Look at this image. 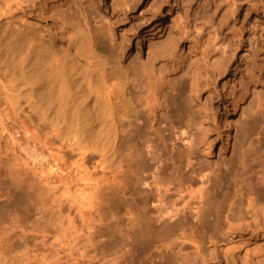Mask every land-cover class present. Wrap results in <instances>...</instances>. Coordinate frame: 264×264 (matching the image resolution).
<instances>
[{
    "label": "rangeland",
    "instance_id": "1",
    "mask_svg": "<svg viewBox=\"0 0 264 264\" xmlns=\"http://www.w3.org/2000/svg\"><path fill=\"white\" fill-rule=\"evenodd\" d=\"M42 2L39 6L45 11L60 6L97 22L96 26L92 22L95 60L112 58L128 68L133 97L139 91L146 94V87L140 88V80L146 81L141 69L166 78L170 85L164 91L165 115H157L158 130L167 139L168 149L173 142L169 126L192 133L190 148L180 141L174 145L193 151L195 173L186 177L194 182V189H207L208 196L191 230H178L175 216L165 218L167 225H156V232H129L131 222L145 217L137 193L142 190L149 195L148 185L137 180L141 164L132 163L134 148L124 150L131 158L125 163L134 169L133 174L126 173L118 168L125 163L110 165L106 156L77 150L58 137L43 146L32 137L27 123L13 124L9 113L1 110L0 264H264V232L253 235L248 226L254 220L244 212L251 203L248 200L256 199L254 204L264 196V180L250 179L251 170L264 165V86L250 85L248 93L231 105V88L264 76V48H257L253 32L258 23L264 37V0H235L234 8L229 0L216 4L207 0ZM159 12L165 28L152 39L150 23L159 18ZM239 29L244 32L240 44ZM228 73L236 78L222 92ZM199 104L205 106L206 116ZM21 109L25 110L24 105ZM24 115L20 113L21 120ZM140 115L148 127L150 117L144 110ZM226 132L231 138L227 148ZM126 139L122 138L124 144ZM143 177L148 184L153 179L149 171ZM6 208H13L11 217ZM127 209L132 211L131 220L123 217ZM227 218L239 227L227 228ZM257 222L263 225L261 218ZM145 231L149 237H144ZM129 236L137 241L129 244ZM153 237L157 243L150 241ZM139 243L148 246L142 249ZM131 248L137 254L127 253Z\"/></svg>",
    "mask_w": 264,
    "mask_h": 264
},
{
    "label": "bare ground",
    "instance_id": "2",
    "mask_svg": "<svg viewBox=\"0 0 264 264\" xmlns=\"http://www.w3.org/2000/svg\"><path fill=\"white\" fill-rule=\"evenodd\" d=\"M42 1L0 0V111H7L13 124L19 122L20 126H23L27 123L26 125L31 128L32 137L43 146H46L53 137H58L71 146L74 145L77 150L91 152L93 150L103 158L106 156V162L110 165L113 163L115 165V162L124 164L131 159L124 150L134 148L132 163L141 164L136 169L137 180L140 185H148L149 195L142 190L137 193L140 207L145 213L142 216L145 217L133 223L129 222L128 231L156 232L154 231L156 225L159 223L167 225L169 221L168 219L165 221V218L172 220L171 218L175 216L178 217L175 222L178 230L193 229L195 225L192 223L205 210L204 203L208 191L202 186L194 189V182L186 177L195 173L193 151L188 149L193 141L192 133L183 128L169 126L168 130L171 131L169 138H172L173 142L168 149L167 139L158 130L160 121L157 115L158 113L165 115L164 91L169 88L166 78H163V75L157 78L153 71L141 69L146 81L140 80V88L146 87V94L141 95L139 91L133 97L132 79L128 68L114 62L112 58L103 62L95 60V51L93 52L95 27L92 22L94 26L97 22L90 21L88 15L83 12L75 16L69 13L68 8L60 10V6L45 11L39 6ZM207 1L211 4L217 3V0ZM229 2L232 7L236 5L235 0ZM46 5L45 2L43 7ZM172 13V10H169L167 14ZM163 18V13L159 12V18L150 23L152 39L163 32L165 28ZM170 27L173 29L175 26ZM253 29L254 43L257 48L261 46L264 48V37L258 23ZM243 33L242 29H239L238 34L241 36L239 44L244 41ZM235 78L228 73L222 82L221 91L227 92ZM250 85L263 87L264 76L258 82H254L252 78L241 81L239 89L231 88L232 107L248 93ZM193 87L195 88L193 92L196 93L197 84ZM22 101L25 110L21 109ZM199 107L202 116H206L205 106L199 104ZM141 110L150 117L148 127L142 121ZM20 113L25 114L23 120ZM5 131L7 137L12 139V134L6 129ZM124 136L127 137L126 144L122 141ZM175 141L187 145L188 150L175 147ZM224 144L225 148L231 146L228 132L225 133ZM148 160L151 164L147 166ZM125 164L119 165L118 168H125L126 173L129 171L133 174V167ZM183 169L187 171L182 173ZM256 169L257 167L251 170L250 179L256 180L260 177L264 180V165H261L260 170ZM145 171H149L153 178L149 184L148 178L143 177ZM198 175L202 180L201 172ZM260 200L261 202L254 204V201L248 200L251 203L247 204L244 211L246 216L254 220V225L247 224L253 235L264 232V196ZM147 205L152 207H146ZM5 210L9 211L7 215L11 217L10 211L13 208ZM131 212L127 209L123 217L130 219L133 216ZM260 218L263 220L262 226L259 222L256 223ZM224 223L227 228L234 225L232 219L228 218ZM237 225L234 226L238 228ZM144 234L145 236H142L149 237L146 231ZM133 236L132 240L129 236V240L132 241L129 244L137 241L136 236L135 238ZM150 241L156 242L154 237ZM144 245L146 248L147 244ZM127 251L131 252L132 248ZM132 252V256L134 253L137 254V250Z\"/></svg>",
    "mask_w": 264,
    "mask_h": 264
}]
</instances>
